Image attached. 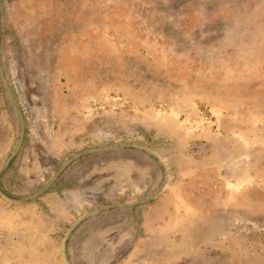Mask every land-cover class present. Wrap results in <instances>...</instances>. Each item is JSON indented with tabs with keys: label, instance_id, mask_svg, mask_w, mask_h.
Instances as JSON below:
<instances>
[{
	"label": "rangeland",
	"instance_id": "obj_1",
	"mask_svg": "<svg viewBox=\"0 0 264 264\" xmlns=\"http://www.w3.org/2000/svg\"><path fill=\"white\" fill-rule=\"evenodd\" d=\"M23 121L0 190H38L75 154L136 144L167 188L86 218L71 264H264V0H0ZM19 121L0 82V168ZM165 179L134 148L74 159L41 195L0 196V264H64L68 228Z\"/></svg>",
	"mask_w": 264,
	"mask_h": 264
},
{
	"label": "water",
	"instance_id": "obj_2",
	"mask_svg": "<svg viewBox=\"0 0 264 264\" xmlns=\"http://www.w3.org/2000/svg\"><path fill=\"white\" fill-rule=\"evenodd\" d=\"M1 11H0V82L6 92V95L9 98V101L12 105V107L14 108V111L16 112V115L18 117V121H19V135L16 141V145L11 153V155L4 161V163L2 164L1 168H0V174L1 172L6 168V166L8 165V163L11 161V159L18 153L19 149H20V145L22 143V139H23V121H22V117L20 115V111L18 109L17 103L12 95V92L10 90V86L8 83V80L6 78L5 72H4V65H3V60H2V51H1V44H2V39H1ZM134 148L137 149L139 152H146L149 155H152L157 161L158 163L162 166L163 170L165 171V179L162 183V185L155 190L151 195L140 198V199H134L128 202H124V203H120V204H114V205H106L104 207L92 210L86 214H84L83 216H81L80 218H78L66 231L62 242H61V246H60V253H61V257L63 260L64 264H71V262L68 259L67 256V241L71 235V233L75 230V228L80 225L82 223V221L84 222L85 219L87 218H92L95 216L96 213L100 212V211H104L107 209H111V208H122V207H131L133 205H144L146 203H148L151 199H154L157 195H159L161 192H163L168 184H169V173H168V169L166 168V165L164 163V161L161 159V157L156 154L154 151L148 149L147 147H143L140 145H136V144H130V145H115V146H104V147H97V148H92V149H86L83 150L81 152H78L77 154H75L70 160L66 161L60 168L59 170L46 182L44 183L38 190L24 196V197H20V198H12L7 196L6 194H4L1 190H0V196L5 199L6 201L12 203V204H20V203H24L28 200L34 199L37 196L41 195L44 191H46V189L50 186V184L53 182V180L56 178L57 175H59V173L65 169V167L68 165V163H70L71 161H73L74 159H77L78 157L85 155V154H90V153H96V152H102V151H115L121 148Z\"/></svg>",
	"mask_w": 264,
	"mask_h": 264
}]
</instances>
